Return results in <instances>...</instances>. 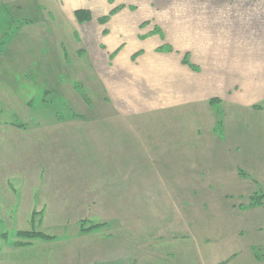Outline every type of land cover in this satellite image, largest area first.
Masks as SVG:
<instances>
[{
    "label": "rangeland",
    "instance_id": "obj_1",
    "mask_svg": "<svg viewBox=\"0 0 264 264\" xmlns=\"http://www.w3.org/2000/svg\"><path fill=\"white\" fill-rule=\"evenodd\" d=\"M67 53L0 57V264H264V120L239 108L234 122L227 102L159 109L92 97ZM220 138L244 146L229 156L236 176L251 170L239 186L195 169L217 162L199 153ZM179 158L193 179L165 177Z\"/></svg>",
    "mask_w": 264,
    "mask_h": 264
},
{
    "label": "crops",
    "instance_id": "obj_2",
    "mask_svg": "<svg viewBox=\"0 0 264 264\" xmlns=\"http://www.w3.org/2000/svg\"><path fill=\"white\" fill-rule=\"evenodd\" d=\"M80 9L91 17L80 21ZM67 50L77 66L84 65L83 83L92 97L102 92L116 105L121 98H148L159 109L204 107L218 100L217 105L238 106L229 109L234 122L239 108L264 120V109H253L264 101V2L259 8L258 0H0V57L47 56L65 62ZM261 123L256 134L264 135ZM231 131L236 138L241 134L237 123ZM228 138L227 145L220 138L216 150L199 153L216 163L195 169L221 180L231 177L235 187L250 177V168L238 165V176L232 173L229 156L244 146ZM258 154L261 172L264 150ZM243 158L252 160V153ZM179 160L169 165L171 173L165 177L193 179L191 162ZM114 161L123 164L126 158Z\"/></svg>",
    "mask_w": 264,
    "mask_h": 264
},
{
    "label": "trees",
    "instance_id": "obj_3",
    "mask_svg": "<svg viewBox=\"0 0 264 264\" xmlns=\"http://www.w3.org/2000/svg\"><path fill=\"white\" fill-rule=\"evenodd\" d=\"M76 17H77L78 19H80V21H85V20H87L88 18L91 17V13H90V11H88V10L80 9V10H77V11H76ZM213 102H214V101L212 100L211 103H213ZM215 102H218V100H216ZM257 107H260V106L258 105ZM219 122H220L221 124L223 123V121L220 120V119H219L218 123H219ZM217 130H218V128H217ZM54 182H55V181H53V182H51V183L54 184ZM252 202L254 203V201H252ZM255 203H256V202H255ZM82 221H84V220H82ZM105 224H106V223H105ZM99 225H101V224H99ZM23 235H26V236H32V237L37 236V237H41V238H43V239L51 238V237H49V235L43 233L42 231H27V232H25ZM23 244H28V243H23Z\"/></svg>",
    "mask_w": 264,
    "mask_h": 264
}]
</instances>
